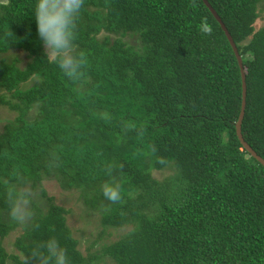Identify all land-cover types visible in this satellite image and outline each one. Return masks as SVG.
Returning <instances> with one entry per match:
<instances>
[{
	"label": "trees",
	"instance_id": "trees-1",
	"mask_svg": "<svg viewBox=\"0 0 264 264\" xmlns=\"http://www.w3.org/2000/svg\"><path fill=\"white\" fill-rule=\"evenodd\" d=\"M207 2L241 56V134L264 160V0ZM241 90L201 0L0 2V106L15 114L0 121V264L99 259L44 180L104 228L129 227L102 251L114 264H264V167L236 136Z\"/></svg>",
	"mask_w": 264,
	"mask_h": 264
},
{
	"label": "rangeland",
	"instance_id": "rangeland-1",
	"mask_svg": "<svg viewBox=\"0 0 264 264\" xmlns=\"http://www.w3.org/2000/svg\"><path fill=\"white\" fill-rule=\"evenodd\" d=\"M5 2V0H0ZM259 19L255 23V29L264 27V2L261 4ZM20 59L24 63L25 55L20 54ZM15 114L8 111L5 107L0 106V121H6L14 118ZM3 123H0V132L2 131ZM173 174L171 167L161 171L153 172L152 175L157 180L169 178ZM43 187L47 194L55 199V203L64 207L68 214L66 215V224L72 232V236L78 242V250L88 259L91 255L99 256V259L93 264H114L110 258L101 256L104 247L110 243L120 239L129 230V227L123 229L104 228L99 221V217L95 213H90L78 200L76 192L61 191L55 181L44 180ZM37 201V199L33 198ZM41 202V201H39ZM23 215V213H21ZM22 228L17 227L10 232L3 240L4 247L7 252L15 253L14 242L17 237L22 234Z\"/></svg>",
	"mask_w": 264,
	"mask_h": 264
},
{
	"label": "water",
	"instance_id": "water-1",
	"mask_svg": "<svg viewBox=\"0 0 264 264\" xmlns=\"http://www.w3.org/2000/svg\"><path fill=\"white\" fill-rule=\"evenodd\" d=\"M201 1L204 3L206 8L209 10L211 15L214 17V19L217 21V23L219 24L220 28L222 29V31H223V33H224V35H225V37H226L231 49L233 51V54H234V56L236 58V61H237V64L239 66L242 90H241V108H240V113H239L237 122L235 124V132H236L237 139H238L241 147L247 153L246 154V158L252 157L254 159L255 163L258 162L260 165H262L264 167V160L260 156H258L256 154V152L244 141V139L242 137V134H241V123H242V120H243L244 111H245V105H246L245 72H244L241 56L238 53L237 47H236L231 35L229 34L227 28L222 23L221 19L217 15V13L210 6V4L207 2V0H201Z\"/></svg>",
	"mask_w": 264,
	"mask_h": 264
}]
</instances>
